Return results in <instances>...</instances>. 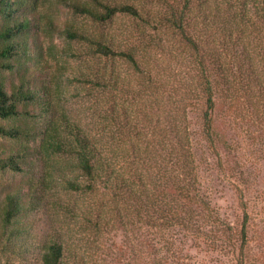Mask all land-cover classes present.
<instances>
[{"label": "rangeland", "instance_id": "374dc122", "mask_svg": "<svg viewBox=\"0 0 264 264\" xmlns=\"http://www.w3.org/2000/svg\"><path fill=\"white\" fill-rule=\"evenodd\" d=\"M76 1L98 6L93 0ZM102 1L110 5L132 4L142 18L119 14L101 25L89 16L73 12L63 0H41V13L59 27L74 25L87 37L97 38L103 32L115 39L121 49L133 47L137 58L144 63V72H153V84L148 83L144 72L137 71L125 59L116 58L108 66L119 75V84L101 93L91 84L97 80L95 73L100 61L93 57L89 44L50 35L46 41L57 56L54 62L57 98L65 112L99 143L115 164L117 173L121 171L125 177L140 174L149 184L150 176L154 181L159 177L158 133L161 125H167L164 110L168 108L163 99L192 68H197L183 37L170 22L172 10H180L183 3L181 0ZM207 15L204 14V23L200 19L192 32L204 40V54L209 51L207 40L211 39L205 21ZM223 48L220 45L221 51ZM255 50L258 52L257 43H252L249 51ZM241 66L243 80L237 87V95L223 85L218 90L213 125L216 152L205 137L201 111L187 110L197 188L211 208L209 213L194 207L195 227L192 224L191 229L153 228L135 213L130 214L124 202L117 206L112 192L64 189L63 180L79 178L80 182H86V179L75 169L72 160L56 157L51 166L59 180L54 194L63 200L66 210L52 209L49 215H40L38 235L61 230L69 247L87 264H264V71L256 67L248 83L245 79L252 70L246 62ZM235 71L240 76L237 66ZM169 74L179 77L171 79ZM163 83L167 84L165 96L161 90ZM63 108L59 110L61 113ZM118 116H136L135 133L129 129L127 120ZM136 145L137 153L132 151L137 149ZM128 152L129 157H124ZM244 222H247L245 237ZM9 262L35 264L17 258ZM0 263L7 264L6 258H1Z\"/></svg>", "mask_w": 264, "mask_h": 264}, {"label": "trees", "instance_id": "16d2710c", "mask_svg": "<svg viewBox=\"0 0 264 264\" xmlns=\"http://www.w3.org/2000/svg\"><path fill=\"white\" fill-rule=\"evenodd\" d=\"M40 1L0 0V139L3 140L0 141V259L6 258L7 264L11 258L35 264H87L69 247L61 230L40 235L36 232L40 215H49L52 209L66 210L63 200L54 194L59 180L51 166L56 157L72 160L86 179L85 183L79 178L63 180L64 189L74 192L104 189L115 195L117 206L124 202L130 214L135 213L148 226L191 229L194 207L209 213L211 208L197 188L187 110L201 111L205 137L216 152L213 125L220 86L237 95V87L243 80L242 62L248 63L252 70L245 79L248 83L256 67L264 71V0H181L182 8L172 10L171 27L180 32L197 68H192L163 99L168 108L164 110L167 125H161L158 133L159 177L154 181L150 176L149 184L140 174L125 177L121 171L117 173L99 143L65 112L57 98L58 78L54 70L57 56L46 39L58 35L71 42L89 44L93 57L100 61L95 73L97 80L91 84L101 93L119 84V75L109 70L111 60L125 59L141 73L144 63L133 47L121 49L115 39L103 32L97 38L87 37L74 25L59 27L47 20L41 13ZM63 1L73 12L89 16L101 25L119 14L142 18L132 4L110 5L93 0L98 4L95 6L76 0ZM205 13L211 39L207 40L209 51L204 54V40L192 32L200 19L204 23ZM252 43H257L258 52L249 51ZM152 73L144 72L150 84L154 79ZM166 86L162 84L163 96ZM118 118L127 120L129 129L135 133L136 116ZM135 148L132 151L139 152L137 145ZM124 157H129V152ZM128 224L134 225L129 221ZM246 228L244 222L243 237Z\"/></svg>", "mask_w": 264, "mask_h": 264}]
</instances>
